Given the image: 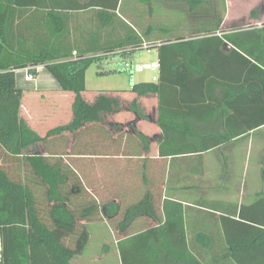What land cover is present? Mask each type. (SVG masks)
<instances>
[{
  "label": "crops",
  "instance_id": "obj_1",
  "mask_svg": "<svg viewBox=\"0 0 264 264\" xmlns=\"http://www.w3.org/2000/svg\"><path fill=\"white\" fill-rule=\"evenodd\" d=\"M23 1H27V4L20 7L25 11L19 19L20 34H64L76 49L94 45L107 48L130 34L131 29L139 33L140 28H148L155 20H168V14L174 10L182 12L185 19H195L191 21L194 25L198 24L196 19L203 16L202 10L190 9L186 0H152L150 4H143L139 0ZM225 3L226 11L220 28L212 35L222 36L261 27L263 11L253 16L252 9L235 13L227 9L229 0ZM232 13L237 17L228 22ZM247 19L254 21V24L248 27L235 25ZM158 25L160 29L162 23ZM187 28L185 25L179 26L178 34L185 38L199 34L187 31ZM158 35L152 31L149 41H154ZM204 36L210 35L199 37ZM211 45L204 47L209 55L198 57L205 65L223 60L219 51L227 52L234 47L227 38H223V44L219 47L217 44ZM181 49L184 48L181 46ZM112 59L115 58L108 60ZM30 68H34L35 72L28 74ZM46 72L43 65L16 71L17 86L22 88L19 114L41 136L57 125L54 116L58 112L65 113L66 120L72 116L71 103L74 98V93L60 90L54 78L46 76ZM222 81H225L228 90L233 84L249 82L244 76L234 75H225ZM229 92L216 86L214 90L193 95L198 100L196 102L191 101V97H184L187 100L183 101V105L194 106L167 107L162 113L165 125L192 133L196 146H208L203 151L160 154L158 98L156 94H146L137 97L141 117L130 108L125 115L107 113L99 122H95L99 130L92 138L85 132H79L81 129L88 131L86 126L89 123H86L78 131L36 142L28 146L25 152L43 154L52 163L60 162L57 158H61L62 163L67 164L65 195L69 206L82 216L79 224L86 227L88 242L98 238V242L103 244L101 256L110 249L104 244L113 242L116 247L114 255L122 264L120 243L127 255L130 254L128 260L131 261V253L144 254L147 244L150 249L159 250L167 246L172 248L181 239L195 245L201 255L206 249L197 244L214 243V250L208 255L211 256L218 250L216 244L226 241L223 227L227 221H222L220 215L236 220L243 212L247 215L254 213L258 219H264V124L251 129L248 117L252 113H264V97L258 103L249 91L243 89L237 96L235 106L219 103L224 98L231 99ZM105 93L110 95L111 92ZM120 93L128 94L131 99L136 96L129 89ZM51 117L55 122H51ZM134 128L146 136L145 141L138 137ZM225 132L232 135L228 136ZM0 166L9 176L24 177L27 174L32 177L31 171L23 164L22 155L18 160H13L10 155L0 154ZM76 178L80 180L81 187H74ZM34 179L38 180L35 176ZM146 192L152 197L153 214H142L125 222V208ZM92 198L97 202L99 214L84 216L85 203L87 206ZM262 224L260 221L255 223L257 226ZM100 227L109 231L107 238ZM83 253L73 257L71 263L97 264L98 259L89 260Z\"/></svg>",
  "mask_w": 264,
  "mask_h": 264
},
{
  "label": "trees",
  "instance_id": "obj_2",
  "mask_svg": "<svg viewBox=\"0 0 264 264\" xmlns=\"http://www.w3.org/2000/svg\"><path fill=\"white\" fill-rule=\"evenodd\" d=\"M139 1L143 4L152 2ZM186 1L190 9L198 8L203 12V16L196 19L198 24L187 28V31L199 33L191 38L178 34L177 29L174 33L162 25L159 29L158 23L154 21L148 28H140L139 33L131 29L130 34L107 48L94 45L76 49L64 34H20L19 19L25 13L20 7H25L27 1L0 0V154L10 155L13 160H18L19 155H22L23 164L32 175L9 176L0 166V264H72L71 259L80 255L87 246L86 227L79 224L82 216L71 209L65 195L67 164L62 163L61 158H57L60 162L52 163L43 154L26 153L25 149L36 142H45L50 136L78 131L86 123H89L86 126L88 131L81 129L79 132H85L92 138L99 130L95 122H99L107 113L120 111L117 95L100 92L91 102L82 95L86 89V70L95 58L102 56L100 53L112 58L115 50H118V56L126 59L132 57L143 44L155 50L159 63L158 78L156 81H139L131 85L129 91L136 96L130 100L129 108L141 117L137 97L157 95L158 122L161 127L159 150L162 155L208 149V146H196L192 133L163 123L162 113L167 107L194 106L183 105V101L191 97V101L196 102L198 100L193 95L214 90L216 86H220L222 91H230V100H219V103L230 107L235 106L237 96L243 89L249 91L258 103L264 97V26L215 36L212 34L220 28L226 10L225 0H213L212 4L210 0ZM258 11L257 8L252 9L251 15ZM152 31L159 35L154 41H149ZM204 34L210 36L199 37ZM223 38L229 39L234 45L227 52L219 51L223 60H213V65H205L199 60V56L209 55V51H204L207 44H217L219 47L223 44ZM33 65H43L60 90L74 93L72 116L65 123L49 129L43 136L19 114L22 88L17 86L16 71ZM225 75L244 76L249 82L233 84L228 90L225 87L227 84L222 81ZM248 117L251 129L264 124V113H252ZM130 127H133L132 124ZM134 130L141 140H146L144 134ZM74 183V187L82 186L78 178ZM86 203L84 216H98L96 200L92 198L87 206ZM153 211L152 197L146 192L142 198L125 208V222L142 214H153ZM220 219L227 221L223 227L226 241L216 244L218 250L211 256L208 255L214 250V243L208 241L197 244L206 249L201 255L195 245L181 239L172 248L167 246L159 250L150 249L147 244L144 254L134 255L132 252V260L129 261L130 254L127 255L120 243L122 264H264V224L255 225L259 221L264 223V219H258L254 213L247 215L243 212L239 213L236 220L223 215H220Z\"/></svg>",
  "mask_w": 264,
  "mask_h": 264
},
{
  "label": "rangeland",
  "instance_id": "obj_3",
  "mask_svg": "<svg viewBox=\"0 0 264 264\" xmlns=\"http://www.w3.org/2000/svg\"><path fill=\"white\" fill-rule=\"evenodd\" d=\"M253 8H257V10L264 12V0H229V7L227 9L237 13L240 11L248 12ZM168 17H169L168 20H164V21L155 20V21L157 23H162V26L169 28L170 33H174L175 29H178L179 26L194 25L192 22L183 21L185 18L182 17V12L178 10H174L170 12L168 14ZM236 17L237 15H233L232 13L229 16L228 22H230L231 18H236ZM245 21L246 22H238L235 25L248 27V25L254 24V21H249V19ZM227 24L229 25L230 23ZM259 25L264 26V18ZM100 54H102L100 58H95L96 56H94L95 60L89 65V67L86 70L85 73L86 89L83 93V96L85 100L91 102L93 101L94 95L97 94L98 92L100 93V92L110 91L111 92L110 95H115V96L117 95L119 98V103L121 108L120 111L118 112L121 115H125L127 114L126 111L129 108L130 105L129 101L131 98L128 97L129 96L128 94L120 93V92H122V90L129 89L131 85L135 82L149 81L151 74L153 72L151 70L134 71L133 68L130 71H128L124 68V62L125 60H127L128 62H132V64L147 63L153 59H156V52L153 48L150 49L149 51L147 49L141 48V49H137L132 57L123 59L118 56L117 50H115L114 56L112 57L115 59L112 60H108L110 58L107 59L106 58L107 56L104 57L103 53ZM46 76L52 78L48 72H46ZM43 82L44 84H47L45 81ZM61 112L60 113L58 112L57 116H54V118H56L57 124L65 123L67 121L65 113H61ZM54 118L51 117V119H53V121L51 122H55ZM100 230L105 233V237L107 238L106 233L109 231L104 227H100ZM106 245L108 247L110 246V249L108 252H106L104 256H101L103 253V249H102L103 244L98 242V238H95L87 243L83 256L85 258H89V260L92 261L98 259L97 264H119L120 262L119 258L115 257L114 255V251L116 250L114 243L112 242Z\"/></svg>",
  "mask_w": 264,
  "mask_h": 264
},
{
  "label": "built area",
  "instance_id": "obj_4",
  "mask_svg": "<svg viewBox=\"0 0 264 264\" xmlns=\"http://www.w3.org/2000/svg\"><path fill=\"white\" fill-rule=\"evenodd\" d=\"M143 49H147L148 51L150 49H148V45L147 44H143L142 47ZM75 53V51H74ZM124 67L126 70L130 71L132 68L134 71H142V70H151L153 73L151 74L150 79L152 81H156L158 78V68H159V63L157 59H153L147 63H137V64H132V62H126L124 64ZM27 78H29L27 76Z\"/></svg>",
  "mask_w": 264,
  "mask_h": 264
},
{
  "label": "water",
  "instance_id": "obj_5",
  "mask_svg": "<svg viewBox=\"0 0 264 264\" xmlns=\"http://www.w3.org/2000/svg\"><path fill=\"white\" fill-rule=\"evenodd\" d=\"M34 72H35V69H34V68H30V69L27 70V73H28V74H32V73H34Z\"/></svg>",
  "mask_w": 264,
  "mask_h": 264
}]
</instances>
